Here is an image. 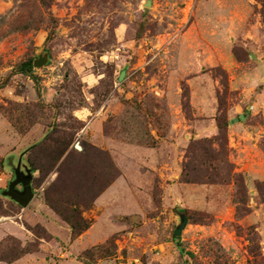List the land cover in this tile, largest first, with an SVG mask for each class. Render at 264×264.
<instances>
[{"label":"rangeland","instance_id":"374dc122","mask_svg":"<svg viewBox=\"0 0 264 264\" xmlns=\"http://www.w3.org/2000/svg\"><path fill=\"white\" fill-rule=\"evenodd\" d=\"M259 97L264 0H0V264H264Z\"/></svg>","mask_w":264,"mask_h":264},{"label":"trees","instance_id":"16d2710c","mask_svg":"<svg viewBox=\"0 0 264 264\" xmlns=\"http://www.w3.org/2000/svg\"><path fill=\"white\" fill-rule=\"evenodd\" d=\"M19 69L25 73H30L32 71V61L27 60L20 64ZM49 141L47 149V155L49 156L50 161L54 162L60 159L64 153L67 151L68 147L74 140V135L71 132H66L65 130H58L55 129L52 131L46 138ZM53 165V163H52ZM33 169H35L33 167ZM52 206V205H51ZM71 205H66L64 210H61L54 205L52 206L54 210H56L62 219L70 226L72 230V235L76 236L81 234L85 231L89 226L90 223L85 221L80 213L79 210L75 207H70ZM175 238L178 240L179 237ZM180 252L183 254V249H180Z\"/></svg>","mask_w":264,"mask_h":264},{"label":"water","instance_id":"95a60500","mask_svg":"<svg viewBox=\"0 0 264 264\" xmlns=\"http://www.w3.org/2000/svg\"><path fill=\"white\" fill-rule=\"evenodd\" d=\"M149 3H150V1H147L146 4H149ZM40 60L43 61L44 59L39 58V59L34 61V64L35 65L40 64L41 63V62H39ZM37 62H39V63H37ZM124 75H125V71L121 70L118 79L122 80L124 78ZM243 116H245V115L240 114L241 119L243 118ZM77 147L79 148L78 145H77ZM23 154L24 153L21 154L19 161L17 163V166L15 168V178L9 182L8 187L6 189H4L2 191V193L4 196L9 197L10 199L15 201L16 203H18L22 207H26L34 198L35 192H34V189L32 187L33 174H32L31 169L26 168V170L24 172L21 171ZM19 185L22 186V189H19V187H18ZM181 219H182L181 224L174 231V234L176 236L180 235L183 227L187 223V218L185 215H181Z\"/></svg>","mask_w":264,"mask_h":264},{"label":"crops","instance_id":"0c3cea01","mask_svg":"<svg viewBox=\"0 0 264 264\" xmlns=\"http://www.w3.org/2000/svg\"><path fill=\"white\" fill-rule=\"evenodd\" d=\"M204 69H205V67H204ZM204 69H202V72L204 71ZM201 72V73H202ZM201 75H203V73L201 74ZM253 84V83H252ZM251 84V85H252ZM257 84V86L259 87V81H257L256 83H255V85ZM260 84H262L261 82H260ZM256 86V87H257ZM252 88H253V85L251 86ZM246 91V90H245ZM205 91L203 90L202 91V93H204ZM246 94V93H245ZM209 95V97H211L212 96V94H208ZM245 97H246V95H244ZM263 99L262 98H260L259 97V99H257L256 101H253V106L255 107V105L257 104V109H259L260 111L263 109L264 110V102L262 103L261 101H262ZM197 104V103H196ZM199 105V104H198ZM197 105V106H198ZM217 105V106H216ZM251 105V106H252ZM218 102L216 103V100H213V97H211V98H208V96L206 95L204 98H203V101H201L200 102V110H204V113H207V112H210V116L215 112V110L214 109H218ZM212 127V126H211ZM213 128V127H212ZM210 133H212L213 132V130L212 131H209ZM254 146H257V144H253ZM105 194L106 193H102L101 195H100V197L102 196H105Z\"/></svg>","mask_w":264,"mask_h":264},{"label":"bare ground","instance_id":"6f19581e","mask_svg":"<svg viewBox=\"0 0 264 264\" xmlns=\"http://www.w3.org/2000/svg\"><path fill=\"white\" fill-rule=\"evenodd\" d=\"M39 62H42V60H40Z\"/></svg>","mask_w":264,"mask_h":264},{"label":"flooded vegetation","instance_id":"af4514ba","mask_svg":"<svg viewBox=\"0 0 264 264\" xmlns=\"http://www.w3.org/2000/svg\"><path fill=\"white\" fill-rule=\"evenodd\" d=\"M21 189H22V186H21Z\"/></svg>","mask_w":264,"mask_h":264}]
</instances>
